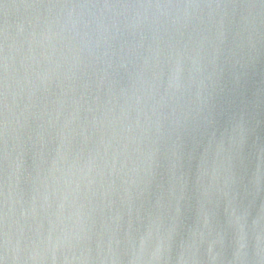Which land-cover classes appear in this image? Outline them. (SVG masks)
Masks as SVG:
<instances>
[{"label": "water", "instance_id": "95a60500", "mask_svg": "<svg viewBox=\"0 0 264 264\" xmlns=\"http://www.w3.org/2000/svg\"><path fill=\"white\" fill-rule=\"evenodd\" d=\"M4 264H264V0H0Z\"/></svg>", "mask_w": 264, "mask_h": 264}, {"label": "snow or ice", "instance_id": "6c2138e0", "mask_svg": "<svg viewBox=\"0 0 264 264\" xmlns=\"http://www.w3.org/2000/svg\"><path fill=\"white\" fill-rule=\"evenodd\" d=\"M0 264H4L3 258H0Z\"/></svg>", "mask_w": 264, "mask_h": 264}]
</instances>
